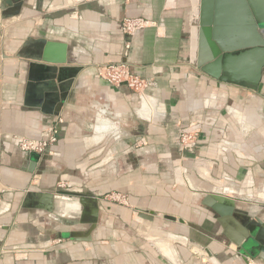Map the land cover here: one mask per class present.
Listing matches in <instances>:
<instances>
[{
	"label": "crops",
	"instance_id": "obj_1",
	"mask_svg": "<svg viewBox=\"0 0 264 264\" xmlns=\"http://www.w3.org/2000/svg\"><path fill=\"white\" fill-rule=\"evenodd\" d=\"M13 2L0 0V20ZM223 6L206 0L205 8L213 19ZM201 8L202 0H24L7 21L9 42L0 51V264H202L194 239L224 264H243L220 215L202 199L224 186L227 196L264 200V76L253 89L202 71ZM125 16L151 23L129 36L121 29ZM225 27L229 33L233 26ZM40 37L67 42L72 61L65 66H84L51 116L45 111L58 83L35 67L59 65L28 56L36 49L27 46L30 38ZM123 58L133 73L152 80L145 93L95 75L97 66ZM56 117L63 122L51 154L13 143V135H45ZM178 123L201 125L184 154ZM28 190L77 198L73 217L90 218L96 210L92 240L64 235L83 231L87 222L62 223L57 200L50 212L27 204ZM116 192L128 203L112 200ZM78 196L92 199L85 205ZM138 210L153 212L154 220Z\"/></svg>",
	"mask_w": 264,
	"mask_h": 264
},
{
	"label": "water",
	"instance_id": "obj_2",
	"mask_svg": "<svg viewBox=\"0 0 264 264\" xmlns=\"http://www.w3.org/2000/svg\"><path fill=\"white\" fill-rule=\"evenodd\" d=\"M13 1L1 12V18L5 22L14 20L22 10L24 0ZM222 2L225 6L222 7L224 10L219 13L218 9L215 18L211 19L205 8L206 0H202L197 35V56L201 69L220 81H232L257 89L264 76V3L257 0H222ZM226 25L233 26L230 29L231 32H226ZM31 40L30 38V43H27V46H35L36 49L34 54L29 53L28 56L59 65L39 64L35 67L38 72L43 73L44 78L56 79L58 83L52 92L51 107L45 111L48 116L58 114L84 66L80 64L65 66V63L72 61L69 44L65 41L49 40L45 37ZM96 71L97 67L94 73ZM53 86L55 85L52 84ZM196 127L200 128L201 125ZM34 165L33 161L29 168L30 171ZM190 168V163L183 166L185 175ZM184 177L186 178V176ZM186 181L188 182L187 179ZM227 192L224 186L220 189L207 191L203 196L202 203L220 215L219 221L223 226V232L236 246L238 252L235 255L241 257L240 260L243 261V264H264V200L256 201L233 195L227 196L225 195ZM28 193L27 204L33 200L37 202L38 207L50 212L55 211L58 196L54 192L29 191ZM78 198L85 205L92 199L87 196H78ZM240 202L244 204H240ZM137 214L145 220L152 221L155 217L153 212L144 210H138ZM57 218L64 224L70 222L69 224L73 225L77 222H87L83 231L72 229L65 234L59 233L60 236L69 234L87 241L92 240V233L98 225L96 210L92 212L90 218L67 216L60 212H57ZM178 221L182 224L185 223L182 218H179ZM184 237L189 240L187 234H184ZM190 241L198 246L199 255L205 259L202 264H224L205 243L195 239Z\"/></svg>",
	"mask_w": 264,
	"mask_h": 264
},
{
	"label": "built area",
	"instance_id": "obj_3",
	"mask_svg": "<svg viewBox=\"0 0 264 264\" xmlns=\"http://www.w3.org/2000/svg\"><path fill=\"white\" fill-rule=\"evenodd\" d=\"M149 23L151 22L142 16H125L121 23V29L124 34L132 36L139 30L148 26ZM95 75L113 85L125 84L130 89L140 94L145 93L153 83L152 80L143 78L140 75L133 73L130 70L129 63L126 58H123L120 62L106 63L97 66ZM62 122V117H56V119L46 129L45 135L39 137L13 135L12 141L15 146L23 151L37 153L42 156L51 154L53 152V146L58 142L60 124ZM196 126L197 125L182 126L178 123V149L181 154H184L187 151H192L195 146L200 133V128H197ZM61 185L64 186L65 183H62ZM114 194V196L117 197V200L122 203H127L126 194H121L119 192ZM121 196H124V198L120 199Z\"/></svg>",
	"mask_w": 264,
	"mask_h": 264
},
{
	"label": "bare ground",
	"instance_id": "obj_4",
	"mask_svg": "<svg viewBox=\"0 0 264 264\" xmlns=\"http://www.w3.org/2000/svg\"><path fill=\"white\" fill-rule=\"evenodd\" d=\"M59 204V212L63 215L70 216L72 211L79 210V202L77 198H69L68 196L59 195L57 197Z\"/></svg>",
	"mask_w": 264,
	"mask_h": 264
},
{
	"label": "rangeland",
	"instance_id": "obj_5",
	"mask_svg": "<svg viewBox=\"0 0 264 264\" xmlns=\"http://www.w3.org/2000/svg\"><path fill=\"white\" fill-rule=\"evenodd\" d=\"M2 22V20H0ZM12 23V21H11ZM8 24L7 22L3 21V24L0 23V51L1 52H5V48L7 47V43L9 42L8 41V35H9V30H8V27H6ZM3 57H0V64H1V61H2ZM122 194V193H121ZM115 194L114 193H111V196L110 198L114 201H118L120 202L119 200H117L116 196H114ZM124 196H121L120 199H123ZM126 200H127V203H128V196L126 195ZM125 204V203H124Z\"/></svg>",
	"mask_w": 264,
	"mask_h": 264
}]
</instances>
